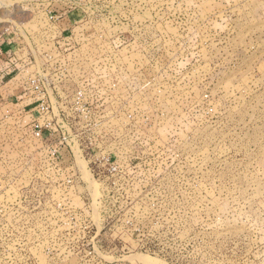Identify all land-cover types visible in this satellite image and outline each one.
Instances as JSON below:
<instances>
[{
  "label": "rangeland",
  "instance_id": "374dc122",
  "mask_svg": "<svg viewBox=\"0 0 264 264\" xmlns=\"http://www.w3.org/2000/svg\"><path fill=\"white\" fill-rule=\"evenodd\" d=\"M1 38L0 264H264V0H0Z\"/></svg>",
  "mask_w": 264,
  "mask_h": 264
},
{
  "label": "bare ground",
  "instance_id": "6f19581e",
  "mask_svg": "<svg viewBox=\"0 0 264 264\" xmlns=\"http://www.w3.org/2000/svg\"><path fill=\"white\" fill-rule=\"evenodd\" d=\"M79 163V162H78ZM84 165V164H83ZM131 259V256L129 257ZM134 261L136 260V262L138 261L140 264H159L158 262L151 260L150 258H146L144 256H140V255H135L134 256ZM137 262V263H138Z\"/></svg>",
  "mask_w": 264,
  "mask_h": 264
},
{
  "label": "crops",
  "instance_id": "0c3cea01",
  "mask_svg": "<svg viewBox=\"0 0 264 264\" xmlns=\"http://www.w3.org/2000/svg\"><path fill=\"white\" fill-rule=\"evenodd\" d=\"M3 43V40H2V38L0 39V44H2ZM1 51H3L2 50V48L0 47V55H2V52Z\"/></svg>",
  "mask_w": 264,
  "mask_h": 264
}]
</instances>
